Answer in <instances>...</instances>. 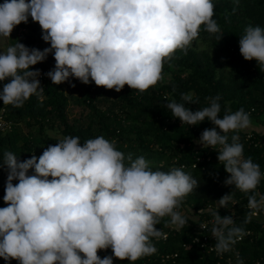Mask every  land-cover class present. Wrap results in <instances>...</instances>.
Masks as SVG:
<instances>
[{
	"label": "trees",
	"instance_id": "obj_1",
	"mask_svg": "<svg viewBox=\"0 0 264 264\" xmlns=\"http://www.w3.org/2000/svg\"><path fill=\"white\" fill-rule=\"evenodd\" d=\"M62 4L35 12L25 0H0V25L24 29L13 58L20 50L30 57L37 40L46 47L53 29L82 30L85 17L73 19ZM122 8L137 17L97 34L81 65L59 61L42 100L22 76L38 61L6 70L0 60V107L15 124L0 132V264H49L30 254L58 264H170L160 261L166 253H178L175 264H209L199 246L184 248L195 235L191 214L204 207L203 217L237 215L223 242L253 232L235 264H264V227L245 209L264 200V0H137ZM192 35L202 48L190 45ZM13 240L28 254L11 250Z\"/></svg>",
	"mask_w": 264,
	"mask_h": 264
},
{
	"label": "built area",
	"instance_id": "obj_2",
	"mask_svg": "<svg viewBox=\"0 0 264 264\" xmlns=\"http://www.w3.org/2000/svg\"><path fill=\"white\" fill-rule=\"evenodd\" d=\"M95 1L98 5L106 7L110 10L120 9L125 5L134 7L137 4V0ZM165 26L168 32H172L175 28L174 24H166ZM86 30L87 29L82 28L80 32H75L71 30L62 29L59 31L58 29H53L51 34L46 36L45 41L48 44L46 47L41 46L40 41L37 40L32 45L30 57L25 56L22 50L17 52V56L12 63L13 69H18L22 67V65H28L30 61L39 62V65L22 70L23 78L28 81V90L34 93L39 100H42L44 95V82L47 80H54V69L59 61H67L73 58V60L75 59V63H78L79 59H82L83 61V59L88 56L86 49L96 34ZM23 31L24 29H18L16 34L21 35V32ZM41 36L42 35L39 37ZM18 98L19 94H14L12 96V100ZM6 109V105L0 107V132L11 131L13 126H15L12 120L7 119ZM245 136L246 140L251 139V144L254 146L263 145V141H255L253 134L247 133ZM203 143L210 149L216 148V150L219 152L223 151L222 146L215 147V143L208 138H201L200 145H203ZM201 158L197 157V161H200ZM207 159H209V157ZM235 163L239 164V159L236 158ZM193 167H195V165H193ZM261 175V177H264V171L261 173ZM248 180H251V177H248ZM245 209L251 219L258 220L261 223V226L264 227L263 199L252 201L245 206ZM207 210H209V207H204L191 214L193 218L197 219V222L193 227L195 235L191 237V244H185L184 248L189 249L193 244L199 246L203 254L211 256L212 260L209 264H235V261L239 260V249L237 246L243 241L244 238L247 237L251 242V236L253 235V232L246 230L244 233L230 242H223V240L220 238L223 236L225 228L230 225L234 218H237V215L232 213L229 220H227L228 218H220L215 216L203 217ZM169 228L170 230H176L177 226H170ZM162 237L165 238L166 234H163ZM9 248L13 251L22 249L24 253L28 254L27 246L16 240H13L9 243ZM30 256L40 260V262L58 264L53 260V258H41L38 254H30ZM177 258L178 253H166L161 254L160 261L162 263L169 261L170 264H175ZM252 264H263V262L261 259H256Z\"/></svg>",
	"mask_w": 264,
	"mask_h": 264
},
{
	"label": "rangeland",
	"instance_id": "obj_3",
	"mask_svg": "<svg viewBox=\"0 0 264 264\" xmlns=\"http://www.w3.org/2000/svg\"><path fill=\"white\" fill-rule=\"evenodd\" d=\"M31 5L35 12L38 9L43 8L47 10L48 6H53L55 10H59L64 8L63 2L66 3L67 7L70 9L71 16L73 19H80L81 17H85L83 21L84 29H88V31L92 32L93 34H100L103 33L108 28L123 29L126 24L129 22L130 19H135L137 15L134 12H127L125 8L118 9L116 13V21L117 24L111 25L109 22L110 20V13L111 10L98 5L95 0H25ZM65 7V8H67ZM111 25V26H110ZM17 34L15 30H6L0 25V60L4 65L6 70H9L10 67V60H14L13 58L14 50L17 44L15 40L17 38ZM188 42L191 46L195 48H202L203 44L201 43L198 36H188ZM15 44V46H14ZM16 55V51H15ZM82 64V59H79L77 65ZM84 72V70H82ZM64 80L67 79V82L63 83V89L67 95L74 94L71 91V86L75 83L73 79L72 72L68 71L66 74L63 75ZM75 92V91H73ZM74 113L77 114L81 111V108H72ZM17 128L24 133H28L32 131V129L26 127L23 123H18ZM236 126L244 129L243 123L241 121L236 123ZM249 126V125H248ZM47 133L51 136H60L59 131L56 129H47ZM38 180L42 182V172L38 171Z\"/></svg>",
	"mask_w": 264,
	"mask_h": 264
},
{
	"label": "clouds",
	"instance_id": "obj_4",
	"mask_svg": "<svg viewBox=\"0 0 264 264\" xmlns=\"http://www.w3.org/2000/svg\"><path fill=\"white\" fill-rule=\"evenodd\" d=\"M16 31H17V30H16ZM16 31H15V33H16ZM18 36H19V35H18ZM13 61H14V60H13ZM13 61H11V65H10L11 67H12V63H13Z\"/></svg>",
	"mask_w": 264,
	"mask_h": 264
}]
</instances>
